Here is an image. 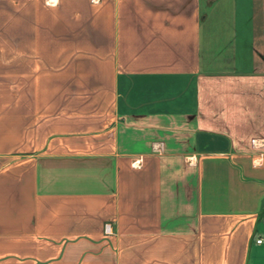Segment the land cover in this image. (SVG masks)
Wrapping results in <instances>:
<instances>
[{
  "label": "crops",
  "instance_id": "1",
  "mask_svg": "<svg viewBox=\"0 0 264 264\" xmlns=\"http://www.w3.org/2000/svg\"><path fill=\"white\" fill-rule=\"evenodd\" d=\"M263 213L264 0H0V264H264Z\"/></svg>",
  "mask_w": 264,
  "mask_h": 264
},
{
  "label": "built area",
  "instance_id": "2",
  "mask_svg": "<svg viewBox=\"0 0 264 264\" xmlns=\"http://www.w3.org/2000/svg\"><path fill=\"white\" fill-rule=\"evenodd\" d=\"M252 142L254 143L255 139H253ZM261 218L264 220V213L261 215ZM104 231L106 234H112L114 232L112 222L108 221L105 223ZM257 242H262V238L257 239Z\"/></svg>",
  "mask_w": 264,
  "mask_h": 264
}]
</instances>
